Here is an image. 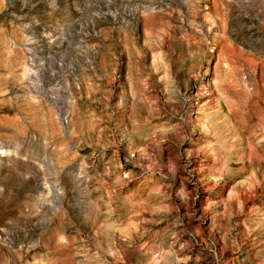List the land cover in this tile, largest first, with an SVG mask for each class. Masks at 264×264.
<instances>
[{
  "label": "rangeland",
  "instance_id": "1",
  "mask_svg": "<svg viewBox=\"0 0 264 264\" xmlns=\"http://www.w3.org/2000/svg\"><path fill=\"white\" fill-rule=\"evenodd\" d=\"M0 264H264V0H0Z\"/></svg>",
  "mask_w": 264,
  "mask_h": 264
}]
</instances>
